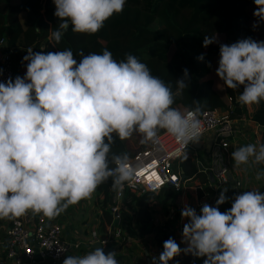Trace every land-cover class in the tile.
<instances>
[{
	"label": "clouds",
	"instance_id": "9594fccd",
	"mask_svg": "<svg viewBox=\"0 0 264 264\" xmlns=\"http://www.w3.org/2000/svg\"><path fill=\"white\" fill-rule=\"evenodd\" d=\"M53 2L59 27L50 39L59 44L69 25L74 33L96 34L124 10L126 0ZM253 2L255 29L264 22V0ZM214 40L205 36L204 46ZM77 55L79 62L70 48L45 53L29 47L21 61L24 75L0 81V219L13 220L29 211L54 219L90 199L109 179L113 190H122L137 170L128 153L111 152L116 138L136 134L141 144L155 146L164 130L185 148L200 140V106L184 111L172 107L171 86L138 57L127 53L117 61L107 48L87 55L81 49ZM204 55L197 59L203 61ZM219 57L216 74L224 85L233 90L243 86L237 98L241 106L264 101V40L248 37L220 44ZM189 81L185 68L176 80L178 89L187 88ZM231 157L234 167L264 165V143L239 146ZM256 179H264V169ZM163 183L156 177L148 189L158 191ZM227 192L224 187L216 206L204 203L199 214L185 204L181 217L188 222L181 243L186 246L169 237L159 256H151V264H169L181 253L204 258L203 264H264V193L252 189L229 197ZM228 201L231 207L221 212L219 206ZM116 257V251L97 247L69 255L62 264H121Z\"/></svg>",
	"mask_w": 264,
	"mask_h": 264
},
{
	"label": "trees",
	"instance_id": "16d2710c",
	"mask_svg": "<svg viewBox=\"0 0 264 264\" xmlns=\"http://www.w3.org/2000/svg\"><path fill=\"white\" fill-rule=\"evenodd\" d=\"M253 0H126L124 10L113 14L96 34L74 33L71 25L59 44L50 39L59 27L54 15L53 0H0V41L9 49L12 78L23 76L26 68L21 64L29 47L33 51L57 52L71 49L77 62L84 54L101 53L107 48L117 61L131 53L145 63L154 76L171 86L175 102L172 107L181 111L200 106L201 111L217 108L232 111L264 127V101L241 106L237 102L240 89H230L216 74L220 44H231L243 38L264 40V22L253 28L256 17ZM244 33V34H243ZM205 36L215 37L204 46ZM204 60H198L200 54ZM210 62V66H209ZM1 66V60H0ZM189 70V86L178 89L176 80L182 78L183 69ZM162 131V130H161ZM128 143L136 145L128 147ZM138 135L121 141L116 138L111 152L128 153L147 148ZM174 160L185 175L199 173L192 156ZM173 163V166H174ZM112 166V165H110ZM177 170V169H176ZM179 190L166 186L161 191H144L137 195L126 190L124 203L119 208L120 235L134 236L153 233L163 243L169 238L164 228L154 221L152 203L173 207V216L179 215L177 196ZM229 206H224L220 211ZM191 264L176 258L169 262Z\"/></svg>",
	"mask_w": 264,
	"mask_h": 264
},
{
	"label": "crops",
	"instance_id": "0c3cea01",
	"mask_svg": "<svg viewBox=\"0 0 264 264\" xmlns=\"http://www.w3.org/2000/svg\"><path fill=\"white\" fill-rule=\"evenodd\" d=\"M232 119L233 132L228 137L227 145L221 151V161L218 159L220 165L226 164L229 166L228 182L225 185L216 187V179L212 170L214 144L212 143L209 150L207 145L209 133H207L200 137V140L204 141L200 147L194 146L192 143L186 153V155L192 156L199 173L185 175L182 168L178 166L176 168L174 163V168L182 174V179H184L183 186L179 189L176 199L179 206V215L177 217L173 216L171 205H162L158 201L152 203L153 217L159 219L158 226L163 227L169 237L174 238L181 248L186 246L181 243L183 225L188 222L187 218L181 217V210L185 204L195 208L198 214L204 203L216 206L215 201L224 187L228 188L226 195L232 197L235 179H240L245 188L258 189L261 193H264V179H256L257 171L264 169V165L234 167V161L231 157V153L239 146L248 143H264V127L251 119L244 118L242 115L235 114ZM128 147L135 148L136 145L128 143ZM117 191L113 190L111 179H109V181L97 187L90 199L81 200L78 204L69 206L54 219L50 220L46 217L49 223L55 222L61 226L63 239L69 244L68 256L81 255L94 250L95 247H92L90 242V239L94 236L107 240L105 245L101 244V247H103L105 253L116 251V258L121 264H151V256L158 257L163 251V243H161V240H156L152 232L134 236L114 235L115 214L112 208L114 203L117 206L123 205L119 197L114 199ZM227 205L230 206L231 201L220 205L219 210ZM40 215L43 214L34 215L31 211L25 214V216L33 219ZM9 221V219H0V264H16L5 258L4 239ZM176 258H180L183 262L197 264H203L204 259L184 255L183 253L174 259ZM20 264L34 263L23 261ZM35 264L45 263L39 261Z\"/></svg>",
	"mask_w": 264,
	"mask_h": 264
},
{
	"label": "built area",
	"instance_id": "2783aa9c",
	"mask_svg": "<svg viewBox=\"0 0 264 264\" xmlns=\"http://www.w3.org/2000/svg\"><path fill=\"white\" fill-rule=\"evenodd\" d=\"M0 60L3 75L0 76V81H6L9 76L12 77V70L9 64V49L0 41ZM232 111L219 110L217 108L202 110L199 114V119L203 126L202 135L209 133L211 135L213 149V166L212 170L216 179V187L225 185L228 178L229 166L226 164L220 165L218 159H222V149L227 145L228 137L233 132ZM160 144H150L147 148L137 149L130 157V165L136 168L137 174L131 183H125L122 190H118L114 199H119L124 203L126 190L137 195L148 189L156 177L164 181L158 191H161L166 186H170L175 190H179L183 186L182 174L173 166L174 160L187 153L191 146L183 147L178 144L174 137L168 135L162 130L159 133ZM177 153H179L177 155ZM189 178V177H188ZM186 178V179H188ZM240 187V188H236ZM252 189L245 188L240 179H235L232 191V197L244 191ZM156 191V192H158ZM121 205L114 203L113 211L115 214V229L114 235H120V214L119 208ZM231 205L225 210L229 209ZM225 210L221 211L224 212ZM155 223L159 219H155ZM100 242L105 245V238L99 239L94 236L90 239L91 245L94 242ZM5 243V258L16 264L23 261L38 263L39 261L45 264H62L63 260L68 256L69 244L63 239V231L58 223H49L44 215H40L33 219L25 215L10 220L4 239ZM61 249H66L60 251ZM94 251V250H91ZM88 251V252H91ZM84 255V254H81ZM3 264V263H1ZM191 264H197L192 263Z\"/></svg>",
	"mask_w": 264,
	"mask_h": 264
},
{
	"label": "water",
	"instance_id": "95a60500",
	"mask_svg": "<svg viewBox=\"0 0 264 264\" xmlns=\"http://www.w3.org/2000/svg\"><path fill=\"white\" fill-rule=\"evenodd\" d=\"M208 137H209V139L207 141V145L209 146V150H210V148L212 147V143L213 142H212V138H211V135L210 134L208 135ZM203 142H204L203 140H199L197 142H194L193 145L200 147L203 144ZM92 247H95V248L101 247V244H100V242L97 241V242L92 243Z\"/></svg>",
	"mask_w": 264,
	"mask_h": 264
},
{
	"label": "rangeland",
	"instance_id": "374dc122",
	"mask_svg": "<svg viewBox=\"0 0 264 264\" xmlns=\"http://www.w3.org/2000/svg\"><path fill=\"white\" fill-rule=\"evenodd\" d=\"M244 34V33H243Z\"/></svg>",
	"mask_w": 264,
	"mask_h": 264
}]
</instances>
